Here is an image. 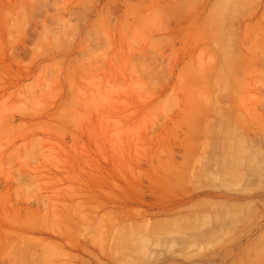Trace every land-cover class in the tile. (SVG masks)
Segmentation results:
<instances>
[{
    "label": "rangeland",
    "instance_id": "rangeland-1",
    "mask_svg": "<svg viewBox=\"0 0 264 264\" xmlns=\"http://www.w3.org/2000/svg\"><path fill=\"white\" fill-rule=\"evenodd\" d=\"M0 264H264V0H0Z\"/></svg>",
    "mask_w": 264,
    "mask_h": 264
},
{
    "label": "bare ground",
    "instance_id": "bare-ground-1",
    "mask_svg": "<svg viewBox=\"0 0 264 264\" xmlns=\"http://www.w3.org/2000/svg\"><path fill=\"white\" fill-rule=\"evenodd\" d=\"M169 211H171V210H169ZM173 211V210H172Z\"/></svg>",
    "mask_w": 264,
    "mask_h": 264
}]
</instances>
